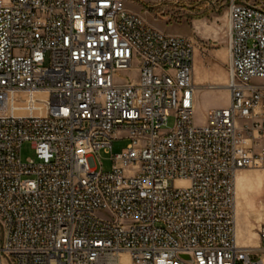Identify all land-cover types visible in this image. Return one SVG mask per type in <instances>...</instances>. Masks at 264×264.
Listing matches in <instances>:
<instances>
[{"label":"built area","instance_id":"built-area-1","mask_svg":"<svg viewBox=\"0 0 264 264\" xmlns=\"http://www.w3.org/2000/svg\"><path fill=\"white\" fill-rule=\"evenodd\" d=\"M227 14L229 105L197 124L191 40L124 0H0V264H264V224L252 248L237 219L264 169V4Z\"/></svg>","mask_w":264,"mask_h":264},{"label":"rangeland","instance_id":"rangeland-1","mask_svg":"<svg viewBox=\"0 0 264 264\" xmlns=\"http://www.w3.org/2000/svg\"><path fill=\"white\" fill-rule=\"evenodd\" d=\"M252 4H264V0H248ZM126 8L141 16L152 28L167 35L182 36L195 46V68L193 72L195 93V120L197 124L207 122L212 109L227 108L230 101L228 91V14L227 0H124ZM135 62L126 78L137 77ZM254 84H264L257 80ZM174 127L170 118L168 128ZM130 141L117 138L113 154H122ZM31 144H24L22 160L33 159ZM98 169L108 173L113 169L111 156L107 152L96 155ZM238 240L241 245L256 247L258 231L264 224V169L243 171L237 178Z\"/></svg>","mask_w":264,"mask_h":264},{"label":"crops","instance_id":"crops-1","mask_svg":"<svg viewBox=\"0 0 264 264\" xmlns=\"http://www.w3.org/2000/svg\"><path fill=\"white\" fill-rule=\"evenodd\" d=\"M177 36H179V35H177ZM227 58H228V57H227ZM195 60H196V56H195ZM194 68H195V61H194ZM241 174H242V173H241ZM241 174H240V175H241ZM240 175H239V176H240ZM239 176H238V177H239Z\"/></svg>","mask_w":264,"mask_h":264},{"label":"bare ground","instance_id":"bare-ground-1","mask_svg":"<svg viewBox=\"0 0 264 264\" xmlns=\"http://www.w3.org/2000/svg\"><path fill=\"white\" fill-rule=\"evenodd\" d=\"M228 61H229V57H228V59H227ZM237 207H238V204H237ZM237 213H238V210H237Z\"/></svg>","mask_w":264,"mask_h":264}]
</instances>
